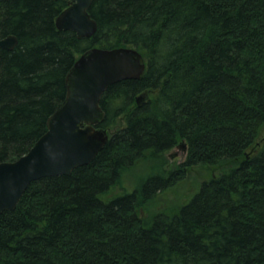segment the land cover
<instances>
[{"label": "trees", "instance_id": "1", "mask_svg": "<svg viewBox=\"0 0 264 264\" xmlns=\"http://www.w3.org/2000/svg\"><path fill=\"white\" fill-rule=\"evenodd\" d=\"M66 7L0 3V38L19 40L0 48V162L47 131L88 48L134 47L146 71L104 92L109 139L90 164L33 181L0 215V264H264V0H93L89 38L57 28ZM148 89L156 104L139 102ZM195 167L199 189L153 210Z\"/></svg>", "mask_w": 264, "mask_h": 264}, {"label": "water", "instance_id": "2", "mask_svg": "<svg viewBox=\"0 0 264 264\" xmlns=\"http://www.w3.org/2000/svg\"><path fill=\"white\" fill-rule=\"evenodd\" d=\"M5 0H0V3ZM93 0H68L57 16L59 30H72L78 38L92 37L97 21L89 9ZM19 40L10 34L0 38V48L12 50ZM143 54L134 47L85 50L66 75L67 94L48 118L47 131L30 150L14 161L0 162V215L14 210L28 186L43 177L71 172L90 164L105 146L109 132L101 98L107 88L125 79L142 78Z\"/></svg>", "mask_w": 264, "mask_h": 264}, {"label": "rangeland", "instance_id": "3", "mask_svg": "<svg viewBox=\"0 0 264 264\" xmlns=\"http://www.w3.org/2000/svg\"><path fill=\"white\" fill-rule=\"evenodd\" d=\"M65 9V8H64ZM158 90L148 89L139 95V102L152 100L154 104L157 102ZM122 121H118L120 123ZM264 136V130L263 134ZM188 154V143L186 140L179 139V142L170 149L165 155L170 168H177L186 159ZM138 171H141L138 170ZM208 177L207 171L199 167H195L187 173V176L178 182L174 187L162 192L160 197L153 205V210H162L170 207H175L188 200L198 189L202 181ZM131 178H127L130 182ZM122 186H118L116 192H122Z\"/></svg>", "mask_w": 264, "mask_h": 264}]
</instances>
